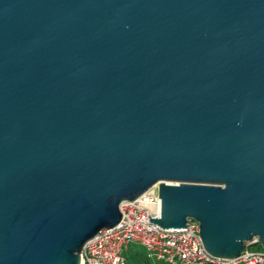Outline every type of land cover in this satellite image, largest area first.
I'll use <instances>...</instances> for the list:
<instances>
[{
  "label": "water",
  "instance_id": "1",
  "mask_svg": "<svg viewBox=\"0 0 264 264\" xmlns=\"http://www.w3.org/2000/svg\"><path fill=\"white\" fill-rule=\"evenodd\" d=\"M155 184L159 227L264 247V0H0V264H80Z\"/></svg>",
  "mask_w": 264,
  "mask_h": 264
},
{
  "label": "built area",
  "instance_id": "2",
  "mask_svg": "<svg viewBox=\"0 0 264 264\" xmlns=\"http://www.w3.org/2000/svg\"><path fill=\"white\" fill-rule=\"evenodd\" d=\"M161 201L158 185L151 186L134 200L119 204L121 218L112 228L100 230L81 249V264H125L124 251L131 244L142 247L148 258L168 264H264V248L251 250L260 244L254 237L237 258L217 257L203 247L199 224L188 219L186 226L164 229L151 217H159Z\"/></svg>",
  "mask_w": 264,
  "mask_h": 264
},
{
  "label": "trees",
  "instance_id": "3",
  "mask_svg": "<svg viewBox=\"0 0 264 264\" xmlns=\"http://www.w3.org/2000/svg\"><path fill=\"white\" fill-rule=\"evenodd\" d=\"M125 264H159L158 261L149 260L145 250L137 244L129 245L124 251Z\"/></svg>",
  "mask_w": 264,
  "mask_h": 264
},
{
  "label": "rangeland",
  "instance_id": "4",
  "mask_svg": "<svg viewBox=\"0 0 264 264\" xmlns=\"http://www.w3.org/2000/svg\"><path fill=\"white\" fill-rule=\"evenodd\" d=\"M263 248L264 247H262L261 244L249 247V249H251V250H261ZM149 260L151 261V259H149ZM158 262H159V264H168V263L163 262V261H158Z\"/></svg>",
  "mask_w": 264,
  "mask_h": 264
},
{
  "label": "bare ground",
  "instance_id": "5",
  "mask_svg": "<svg viewBox=\"0 0 264 264\" xmlns=\"http://www.w3.org/2000/svg\"><path fill=\"white\" fill-rule=\"evenodd\" d=\"M80 264H81V262H80Z\"/></svg>",
  "mask_w": 264,
  "mask_h": 264
}]
</instances>
